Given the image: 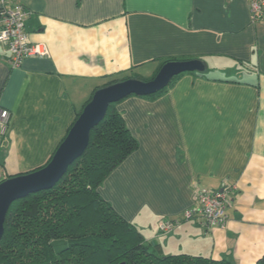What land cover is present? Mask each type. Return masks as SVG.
<instances>
[{
    "label": "crops",
    "instance_id": "crops-1",
    "mask_svg": "<svg viewBox=\"0 0 264 264\" xmlns=\"http://www.w3.org/2000/svg\"><path fill=\"white\" fill-rule=\"evenodd\" d=\"M2 0H0L1 3ZM22 4L31 43L12 68L0 44V108L9 111L0 181L45 165L94 91L120 74L200 60L154 99L115 104L138 148L100 196L164 255L255 264L264 254V23L248 0H4ZM231 187L224 228L182 218L198 190ZM177 221L161 233L158 224Z\"/></svg>",
    "mask_w": 264,
    "mask_h": 264
},
{
    "label": "trees",
    "instance_id": "trees-1",
    "mask_svg": "<svg viewBox=\"0 0 264 264\" xmlns=\"http://www.w3.org/2000/svg\"><path fill=\"white\" fill-rule=\"evenodd\" d=\"M180 75L161 91L140 97H158ZM130 78L140 79L133 73L120 74L101 87ZM115 104L109 105L91 130L87 149L52 188L11 203L0 240V264H232L200 256L164 255L159 244L146 241L136 226L100 196L103 181L138 148ZM255 264H264V254Z\"/></svg>",
    "mask_w": 264,
    "mask_h": 264
},
{
    "label": "water",
    "instance_id": "water-1",
    "mask_svg": "<svg viewBox=\"0 0 264 264\" xmlns=\"http://www.w3.org/2000/svg\"><path fill=\"white\" fill-rule=\"evenodd\" d=\"M204 69V62L200 60L169 61L148 81L130 78L96 89L47 165L31 173L9 177L0 183V240L11 203L29 194L52 188L65 174L68 166L87 149L90 132L104 118L109 105L130 95L155 94L164 89L173 77L186 72L202 73Z\"/></svg>",
    "mask_w": 264,
    "mask_h": 264
},
{
    "label": "built area",
    "instance_id": "built-area-1",
    "mask_svg": "<svg viewBox=\"0 0 264 264\" xmlns=\"http://www.w3.org/2000/svg\"><path fill=\"white\" fill-rule=\"evenodd\" d=\"M248 10L253 23H264V0H248ZM29 11L22 4L0 3V44L8 54L12 68L19 67L28 57H45L47 48L41 43H31L25 30ZM9 111L0 108V145L8 131ZM231 202V187L218 191L198 190L194 194V207L184 211L182 218L194 219L204 229L224 228L228 222L227 207ZM177 221H164L158 224L161 233L171 231Z\"/></svg>",
    "mask_w": 264,
    "mask_h": 264
},
{
    "label": "rangeland",
    "instance_id": "rangeland-1",
    "mask_svg": "<svg viewBox=\"0 0 264 264\" xmlns=\"http://www.w3.org/2000/svg\"><path fill=\"white\" fill-rule=\"evenodd\" d=\"M143 80H149V79H143Z\"/></svg>",
    "mask_w": 264,
    "mask_h": 264
}]
</instances>
